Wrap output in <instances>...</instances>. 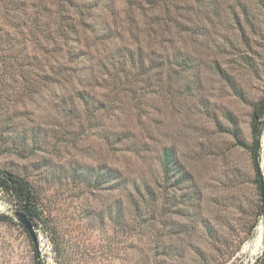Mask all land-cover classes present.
Segmentation results:
<instances>
[{
	"label": "rangeland",
	"instance_id": "1",
	"mask_svg": "<svg viewBox=\"0 0 264 264\" xmlns=\"http://www.w3.org/2000/svg\"><path fill=\"white\" fill-rule=\"evenodd\" d=\"M260 106L264 0H0V264H264Z\"/></svg>",
	"mask_w": 264,
	"mask_h": 264
},
{
	"label": "trees",
	"instance_id": "2",
	"mask_svg": "<svg viewBox=\"0 0 264 264\" xmlns=\"http://www.w3.org/2000/svg\"><path fill=\"white\" fill-rule=\"evenodd\" d=\"M264 106L254 110L251 119L252 155L258 156L259 139L263 131ZM164 167H168V160ZM0 196L4 197L17 210L23 213L30 222L37 219V194L35 190L21 177L0 170ZM12 217L0 213V223H9Z\"/></svg>",
	"mask_w": 264,
	"mask_h": 264
},
{
	"label": "water",
	"instance_id": "3",
	"mask_svg": "<svg viewBox=\"0 0 264 264\" xmlns=\"http://www.w3.org/2000/svg\"><path fill=\"white\" fill-rule=\"evenodd\" d=\"M257 177H258V181H259L261 198H262V205H263L262 218L264 220V182H263V174H262L261 170L257 171ZM14 216L17 218L18 222L24 227V229L27 231V233L33 239V241H36V236H35V233L33 231V226L31 224V222L27 219V217L23 213H14Z\"/></svg>",
	"mask_w": 264,
	"mask_h": 264
},
{
	"label": "bare ground",
	"instance_id": "4",
	"mask_svg": "<svg viewBox=\"0 0 264 264\" xmlns=\"http://www.w3.org/2000/svg\"><path fill=\"white\" fill-rule=\"evenodd\" d=\"M0 207H1V205H0Z\"/></svg>",
	"mask_w": 264,
	"mask_h": 264
}]
</instances>
